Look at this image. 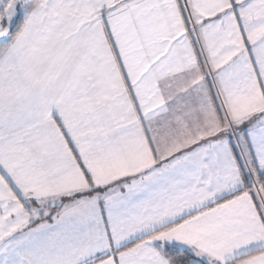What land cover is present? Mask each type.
<instances>
[{
  "label": "snow or ice",
  "instance_id": "snow-or-ice-1",
  "mask_svg": "<svg viewBox=\"0 0 264 264\" xmlns=\"http://www.w3.org/2000/svg\"><path fill=\"white\" fill-rule=\"evenodd\" d=\"M0 264H264V0H0Z\"/></svg>",
  "mask_w": 264,
  "mask_h": 264
}]
</instances>
